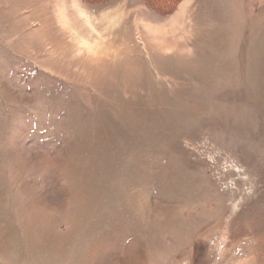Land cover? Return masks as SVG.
Wrapping results in <instances>:
<instances>
[{"label": "rangeland", "instance_id": "obj_1", "mask_svg": "<svg viewBox=\"0 0 264 264\" xmlns=\"http://www.w3.org/2000/svg\"><path fill=\"white\" fill-rule=\"evenodd\" d=\"M121 263L264 264V0H0V264Z\"/></svg>", "mask_w": 264, "mask_h": 264}, {"label": "bare ground", "instance_id": "obj_2", "mask_svg": "<svg viewBox=\"0 0 264 264\" xmlns=\"http://www.w3.org/2000/svg\"><path fill=\"white\" fill-rule=\"evenodd\" d=\"M63 5V3H57V5ZM74 4V3H73ZM76 4V3H75ZM186 5H187V3L186 2H182L181 4H180V8H179V12L177 13V15H176V17H174V19H176V20H178V19H180L181 17H182V14H183V12H184V10H185V7H186ZM76 11V10H75ZM79 13V12H78ZM72 14V13H71ZM77 13H74V15H76ZM80 14H78V16H79ZM83 16V15H82ZM73 17V16H72ZM72 17L70 16V17H67V16H65V14L64 13H61V15H60V17H59V22H60V24H62L63 25V27H65L66 26V23H68V22H72L73 23V21H74V19H72ZM75 24V23H74ZM175 24H176V22H175ZM81 25V24H80ZM79 25V26H80ZM177 25H178V22H177ZM87 26L91 29V25H90V23H88L87 22ZM172 27L174 28V25H172ZM81 29V28H80ZM93 30V29H92ZM148 31H150V30H148ZM151 32V31H150ZM88 46V49H90V46L89 45H87ZM98 46V45H97ZM91 51H92V49H91ZM96 51V50H95ZM92 56H94V54L92 55Z\"/></svg>", "mask_w": 264, "mask_h": 264}, {"label": "built area", "instance_id": "obj_3", "mask_svg": "<svg viewBox=\"0 0 264 264\" xmlns=\"http://www.w3.org/2000/svg\"><path fill=\"white\" fill-rule=\"evenodd\" d=\"M188 147L191 148V149L193 150V147H195V146H194V144L189 143V144H188ZM206 148H208V146H204L203 149L200 150V152H199L198 150H196V151H198V153H200L199 156L205 158L206 162H208L209 168H211V166H212V162H213V161H211V158L209 157V154H208V153L201 154V151L205 150ZM210 171H211V170H210ZM211 172H212V171H211ZM212 173H214V172H212ZM214 174H215V173H214Z\"/></svg>", "mask_w": 264, "mask_h": 264}, {"label": "trees", "instance_id": "obj_4", "mask_svg": "<svg viewBox=\"0 0 264 264\" xmlns=\"http://www.w3.org/2000/svg\"><path fill=\"white\" fill-rule=\"evenodd\" d=\"M96 1L102 2V1H105V0H96ZM143 1L148 3V4H150V5H152V4L158 5L160 3V0H143ZM168 1H170V0H168ZM164 11H168V10H164Z\"/></svg>", "mask_w": 264, "mask_h": 264}, {"label": "crops", "instance_id": "obj_5", "mask_svg": "<svg viewBox=\"0 0 264 264\" xmlns=\"http://www.w3.org/2000/svg\"><path fill=\"white\" fill-rule=\"evenodd\" d=\"M122 264V263H121Z\"/></svg>", "mask_w": 264, "mask_h": 264}]
</instances>
